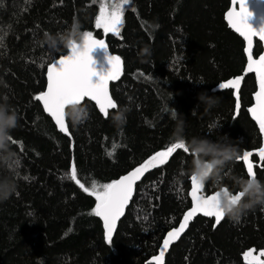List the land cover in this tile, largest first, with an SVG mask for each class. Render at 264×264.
Segmentation results:
<instances>
[{
	"label": "trees",
	"instance_id": "16d2710c",
	"mask_svg": "<svg viewBox=\"0 0 264 264\" xmlns=\"http://www.w3.org/2000/svg\"><path fill=\"white\" fill-rule=\"evenodd\" d=\"M99 5V0H0V102L7 95L18 115L9 142L14 156L5 160L0 153V176L14 177L17 184L10 198L0 200V264H145L191 206L188 142L206 137L237 150L219 179L206 182L208 195L223 188L239 192L238 181L249 176L237 157L261 146L248 112L255 76L245 80L240 110L233 91L218 87L242 74L247 62L244 40L225 19L231 0H131L118 36L95 27ZM74 21L107 42L121 57L124 73L111 86L118 107L104 117L85 100L80 105L88 118L73 126L66 115L70 134H64L35 97L47 87L53 60L69 52L50 49L44 33H63ZM262 50L257 41L255 55ZM201 94L211 103H203ZM121 110L125 120L117 124L113 116ZM172 111L180 113L189 152L177 149L137 185L109 243L93 214L98 202L90 195L93 184L101 188L167 150L177 127ZM256 173L264 182V166ZM250 250L253 256L264 250L261 205L239 223L225 217L216 225L199 216L172 246L166 264H249L244 254Z\"/></svg>",
	"mask_w": 264,
	"mask_h": 264
},
{
	"label": "snow or ice",
	"instance_id": "6c2138e0",
	"mask_svg": "<svg viewBox=\"0 0 264 264\" xmlns=\"http://www.w3.org/2000/svg\"><path fill=\"white\" fill-rule=\"evenodd\" d=\"M99 14L95 20V27L102 29L104 34L112 33L120 34V28L123 25L124 6L130 0H99ZM233 5L239 4V10L235 7L227 13V18L232 28L240 33L247 40V71L255 72L258 77L259 91L256 95V106L250 108L253 118L258 122L262 132H264V56H260L259 60L252 58L253 37L259 36L264 41V27L259 30L253 27L249 22L252 12L249 10L248 0H232ZM108 49L107 44L102 39H96L92 32H88L85 38L83 49L73 42L70 47V54L61 55L58 59H54L47 69V91L40 93L35 97L36 100L42 101L44 110L55 121L60 131L68 133V127L65 123V109L73 104H80L85 98L95 101L99 110L105 117L109 115V109H116L117 103L109 94V82L119 79L123 72V61L121 57L109 54L107 59L110 68L106 72H97L92 51L96 48ZM94 77H97L94 79ZM240 79H229L218 85L220 89H235L236 95H239ZM239 103L236 109L239 110ZM167 110V109H165ZM9 112L14 110L8 109ZM15 112V111H14ZM171 115H176L172 111ZM70 134V133H69ZM12 140V137H10ZM16 143V141H12ZM166 151H161L153 155L149 160L144 162L140 167L136 168L128 175L121 177L119 180L104 184L101 188H96L93 184V190L90 195L94 196L98 201L93 210V214L102 217L104 226L107 229L106 239L109 243L112 241L113 230L117 219L122 215L125 206L130 200L135 181L140 178L142 172L149 167H157L158 164H164L167 157L177 149L189 152L184 142H172L170 146L166 145ZM111 154V153H109ZM252 152L245 151L237 157L243 161L249 177L255 178L256 172L254 165L250 160ZM257 155L261 162H264V147L257 151ZM264 166V165H262ZM71 176L73 179L77 176V169L73 163L71 166ZM9 178V176H0V180ZM14 178V177H11ZM28 179L27 176L24 177ZM192 191L190 193L193 201V207L185 214L184 223L178 229L168 232L167 238L163 241V247L156 260H161L170 242L177 239L183 232L189 219L197 213H201L206 217H214L216 224L223 219V212L218 208V201L221 193H228L227 189L213 191L208 196L202 195L203 183L198 181L195 175H191ZM79 184V180H76ZM85 192L89 189L80 185ZM18 194V193H17ZM242 193H237L233 199H239ZM245 258L249 260V264H264V260L252 255V251L246 252ZM264 256V250L259 253Z\"/></svg>",
	"mask_w": 264,
	"mask_h": 264
},
{
	"label": "clouds",
	"instance_id": "9594fccd",
	"mask_svg": "<svg viewBox=\"0 0 264 264\" xmlns=\"http://www.w3.org/2000/svg\"><path fill=\"white\" fill-rule=\"evenodd\" d=\"M88 31L81 30V26L77 22L63 33L51 32L44 33V43H46L53 51L70 49L75 42L80 49L84 48L85 38ZM200 100L203 103H211V100L206 98V94L200 95ZM0 102V153L6 154L3 159H11L14 153L10 150V133L11 130L17 127L18 115L16 112H9L8 96L2 97ZM73 126H78L88 118L87 107L80 104H73L68 107L67 113ZM180 113L176 111L173 117L177 120V127L173 137L176 142H184L182 124L179 119ZM113 120L117 124H122L125 120L124 111H118L113 116ZM188 146L193 154L191 162V175H195L198 181L206 183L209 179H219L220 172L223 167L237 155L236 148L227 142L211 141L206 137H193L188 142ZM239 192L243 195L240 198L233 199L234 194L231 192L221 193L218 201V208L223 212L224 217L239 223L242 216L257 205L264 206V182L257 177L241 178L239 181ZM15 179L9 177L0 180V200L10 198L16 191Z\"/></svg>",
	"mask_w": 264,
	"mask_h": 264
},
{
	"label": "water",
	"instance_id": "95a60500",
	"mask_svg": "<svg viewBox=\"0 0 264 264\" xmlns=\"http://www.w3.org/2000/svg\"><path fill=\"white\" fill-rule=\"evenodd\" d=\"M248 6H249V10L252 12V16L250 17V21H249V22L253 25L254 28H256L257 30H259L261 27H264V0H248ZM233 7H235L237 11L239 10V4L237 3L236 5H233L232 0H231V5H230L229 9L227 10V12H226V14H225V19H226V22L228 23L229 27H230L234 32H236V33H237V34H238V35L244 40V42H245V48H244V51H245V55H246V58H247V40H246V39H245L240 33H238L234 28H232V26H231V24L229 23V20H228V18H227V13H228L230 10H232ZM95 38H96V39H99V38H97V37H95ZM102 40H103V39H102ZM104 41H105V40H104ZM257 41L261 42V43H262V46H263V50H262V52H261L258 56L255 55V48H256V43H257ZM105 43L107 44L106 41H105ZM107 46H108V44H107ZM68 54H70V49H69V52H68L66 55H68ZM109 54L119 56V55L113 53V52L110 50L109 46H108V49H104V48H99V47H98V48H96V49H94V50L92 51V56H93V59H94V61H95V65H94V66H95V68L97 69V72H106V71L110 68V64H109L108 59H107V57H108ZM260 56H264V41H261L260 38H259V36H254V37H253V45H252V58H253L254 60H257V61H258ZM119 57H120V56H119ZM247 62H248V61H247ZM247 62H246L245 69H244V71L242 72V74L230 78V79H236V78H239V79H240L239 95H238V97H237V95L235 94V93H236V90H235V89H220V88H219V89H220V90H232V91H233V95H234V97H235V99H236V105H237V103H239V105H240L239 110H240V108H241V91H242V89H243V86H244L245 80H246V78H247L249 75H254V76H255V80H256V90H255V92L253 93V104L248 108V112H249V114H250V117H251L252 120L256 123V125H257V127H258V129H259V131H260V134H261V137H262V143H261V146H260L259 148H261V147H264V132L261 131L258 122L253 118L252 113L249 111L250 108H253V107L256 106V95H255V94L259 91V82H258L257 74H256L255 72H248V71L246 70V69H247ZM123 73H124V64H123V72H122L121 76L119 77V79H117V80H115V81H110V82H109V94L112 96V98H113L112 91H111L112 83L118 82V81L122 78ZM96 78H97V77H94V79H96ZM228 80H229V79H228ZM228 80H226V81H228ZM226 81H225V82H226ZM45 91H47V87H46ZM45 91H44V92H45ZM85 100H89V101H91V102L96 106V108L98 109V111L104 116V114L99 110V108H98L97 104L95 103V101H92V100H90V99H88V98H85L82 102H84ZM113 100H114V98H113ZM114 101H115V100H114ZM40 102H41V104H42V101H40ZM82 102H81V103H82ZM81 103H80V104H81ZM42 106H43V104H42ZM67 109H68V107H66V109H65V113H66V110H67ZM111 110H112V109H109V112H110ZM45 112H46V111H45ZM46 113H47V112H46ZM47 114H48V113H47ZM48 115H49V114H48ZM49 116H50V115H49ZM104 117H105V116H104ZM53 121H54V120H53ZM54 123H55V121H54ZM65 123H66V126H67V117H66V115H65ZM55 124H56V123H55ZM56 126H57V125H56ZM67 127H68V126H67ZM57 128H58V126H57ZM58 129H59V128H58ZM59 131H60V129H59ZM61 132H62V131H61ZM62 133H64V134H68V133H69V130H68V133H65V132H62ZM259 148L249 151V152H252V153H253V155L250 157V160L252 161V163H253V165H254V171H255V172H256V167H257V166H262V163H263V162L260 161V158H259V156L257 155V151H258ZM161 151H166V150H161ZM161 151H159V152H161ZM157 153H158V152H157ZM155 154H156V153H155ZM155 154H153V155H155ZM153 155H152V156H153ZM172 155H173V153H171V154L167 157L165 163L169 162V160L171 159ZM152 156H150V157H149L148 159H146L144 162H146L147 160H149ZM255 156L258 158V162H255V161L253 160V157H255ZM144 162H143V163H144ZM143 163H142V164H143ZM165 163H164V164H165ZM142 164H140V165L134 167L133 169H131L129 172H127V173L124 174L123 176L128 175L130 172H132V171L135 170L136 168L140 167ZM162 165H163V164H158L157 167H149V168H147L144 172L141 173L140 178H139L138 180L135 181V184H134V190H133L132 196H131L130 200L128 201V204L125 206L122 215L117 219V221H116V223H115L114 230H113V237L115 236V233H116V231H117V229H118V226H119L120 221H121V220L123 219V217L125 216V214H126V212H127V209H128V207L130 206V204H131V202H132V199H133V196H134V192H135V190H136V188H137V185H138V184H139V183H140V182H141V181H142V180H143V179H144L149 173L153 172L154 170H156L157 168L161 167ZM244 165H245V164H244ZM245 168H246V166H245ZM123 176H121V177H123ZM121 177H120V178H121ZM256 177H257V173H256ZM120 178H119V179H120ZM119 179H118V180H119ZM205 186H206V183L203 184L202 195H204V196H208V194H206V192H205ZM223 189H226V188H223ZM191 191H192V184H191V189H190V192H189V196H190V199H191V206H190V208L184 213V215H183V217H182L180 223H179L176 227L170 229L168 232L172 231L173 229H178V228L180 227V225H181L182 223H184V216H185V214H186V213H187V212L193 207V201H192V197H191V195H190ZM228 192H229V191H228ZM237 193H238V192H237ZM237 193H235V194H237ZM235 194H234V195H235ZM209 195H210V194H209ZM199 216H202V217H205V218H211V219H214V220H215L214 217H206V216H204V215L201 214V213H197V214H195L193 217H191V218L189 219L188 223L186 224V226H185L183 232L180 234V236H179L177 239H175V240H173L172 242H170L169 246H168L166 249H164V255H163V257L161 258V260L158 261V260H156L155 258L159 256L160 251H161V249H162V247H163V241L167 238V234H168V232L166 233V235H165V237H164V239H163V241H162V244H161V246H160V248H159L158 254H156L155 256H153L152 258H150L145 264H166V258H167L168 253L170 252L172 246L175 245V244H177V243L180 241V239L184 236V234H185V233L187 232V230L189 229L190 225H191V224L195 221V219L198 218ZM100 219H101V221H102V223H103V227H104V231H105V236H106V234H107V229H106L105 226H104V222H103L102 217H100ZM224 219H225V217H223V219L220 221V223L223 222ZM220 223H219V224H220ZM215 224H216V222H215ZM219 224H216V225H219ZM113 237H112V238H113ZM254 256L258 257V258L261 259V260H264V258H262L261 256H257V255H254ZM250 259H251V257H249V260H250Z\"/></svg>",
	"mask_w": 264,
	"mask_h": 264
},
{
	"label": "rangeland",
	"instance_id": "374dc122",
	"mask_svg": "<svg viewBox=\"0 0 264 264\" xmlns=\"http://www.w3.org/2000/svg\"><path fill=\"white\" fill-rule=\"evenodd\" d=\"M109 2L111 3L112 0H109ZM130 7H131V0H130V2H129L128 4H126V5L124 6L123 25H124V15H125V12H126ZM99 8H100V5H99ZM98 14H99V13H98ZM123 25H122V27L120 28V34H121V31H122ZM120 34H119V35H120ZM258 256H260V255H258Z\"/></svg>",
	"mask_w": 264,
	"mask_h": 264
}]
</instances>
